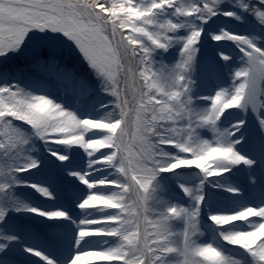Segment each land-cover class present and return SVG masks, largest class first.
Instances as JSON below:
<instances>
[{
  "label": "snow or ice",
  "instance_id": "obj_1",
  "mask_svg": "<svg viewBox=\"0 0 264 264\" xmlns=\"http://www.w3.org/2000/svg\"><path fill=\"white\" fill-rule=\"evenodd\" d=\"M16 257L264 264V0H0V264Z\"/></svg>",
  "mask_w": 264,
  "mask_h": 264
},
{
  "label": "trees",
  "instance_id": "obj_2",
  "mask_svg": "<svg viewBox=\"0 0 264 264\" xmlns=\"http://www.w3.org/2000/svg\"><path fill=\"white\" fill-rule=\"evenodd\" d=\"M76 64H77L78 69H79L81 72H83V73H85V74L87 73V69H86V67H84V65H83L82 63H80L79 61H76ZM89 79H90V80H93L94 78H92V77L89 76ZM93 100H94V97L92 98V102H93ZM251 132H253V134H250V132H249V135H250V136H255V134H256V130H255L254 125H253V130H252ZM21 191H23V190H21Z\"/></svg>",
  "mask_w": 264,
  "mask_h": 264
},
{
  "label": "rangeland",
  "instance_id": "obj_3",
  "mask_svg": "<svg viewBox=\"0 0 264 264\" xmlns=\"http://www.w3.org/2000/svg\"><path fill=\"white\" fill-rule=\"evenodd\" d=\"M241 31H243V29H241ZM221 83L223 84V86H225V87H228L229 86V84H230V81L227 79V76H223L222 77V79H221ZM72 103H73V101H72ZM251 126H252V124H251ZM211 134L209 133L208 134V136H210ZM78 147V146H77ZM86 167V166H85ZM194 168V167H193ZM86 186H84L83 185V188H85ZM210 238H211V236H210ZM22 259H24L25 260V258L23 257Z\"/></svg>",
  "mask_w": 264,
  "mask_h": 264
}]
</instances>
